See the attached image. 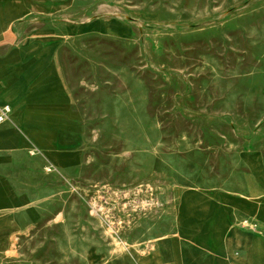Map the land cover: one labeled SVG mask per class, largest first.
<instances>
[{"label": "rangeland", "instance_id": "1", "mask_svg": "<svg viewBox=\"0 0 264 264\" xmlns=\"http://www.w3.org/2000/svg\"><path fill=\"white\" fill-rule=\"evenodd\" d=\"M101 20L130 31L61 34ZM39 29L61 35L82 126L71 169L31 176L44 215L0 264H96L170 227L180 186L239 184L237 132L264 118V0H0V56Z\"/></svg>", "mask_w": 264, "mask_h": 264}, {"label": "crops", "instance_id": "2", "mask_svg": "<svg viewBox=\"0 0 264 264\" xmlns=\"http://www.w3.org/2000/svg\"><path fill=\"white\" fill-rule=\"evenodd\" d=\"M90 30L118 36L130 31L101 20L68 25L61 34ZM58 36L54 29H39L20 37L18 48L7 47L0 56V106L7 104L11 110L0 123V253L10 238L30 231L44 215L38 192L45 187L31 176L46 164L69 170L77 156L73 148L82 125L54 56ZM254 101L258 108L264 106L263 97ZM261 119L258 129H252L258 124L248 125L237 132L243 164L237 186H180L178 201H172L170 227L145 239L146 248L130 246L110 257L99 253L96 264H264Z\"/></svg>", "mask_w": 264, "mask_h": 264}, {"label": "built area", "instance_id": "3", "mask_svg": "<svg viewBox=\"0 0 264 264\" xmlns=\"http://www.w3.org/2000/svg\"><path fill=\"white\" fill-rule=\"evenodd\" d=\"M10 113V108L8 105L0 106V123L7 120Z\"/></svg>", "mask_w": 264, "mask_h": 264}, {"label": "bare ground", "instance_id": "4", "mask_svg": "<svg viewBox=\"0 0 264 264\" xmlns=\"http://www.w3.org/2000/svg\"><path fill=\"white\" fill-rule=\"evenodd\" d=\"M176 198H178L179 196L177 195V193L174 195ZM106 232L108 233V234H110V235H114V230H113V228L112 227H107V229H106ZM155 247L153 246V249H154Z\"/></svg>", "mask_w": 264, "mask_h": 264}]
</instances>
